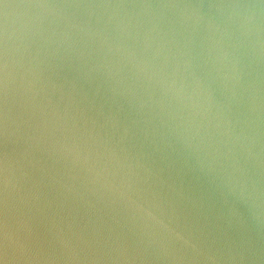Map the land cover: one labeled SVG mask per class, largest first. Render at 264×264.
<instances>
[{
    "label": "water",
    "instance_id": "water-1",
    "mask_svg": "<svg viewBox=\"0 0 264 264\" xmlns=\"http://www.w3.org/2000/svg\"><path fill=\"white\" fill-rule=\"evenodd\" d=\"M0 264H264V0H0Z\"/></svg>",
    "mask_w": 264,
    "mask_h": 264
}]
</instances>
